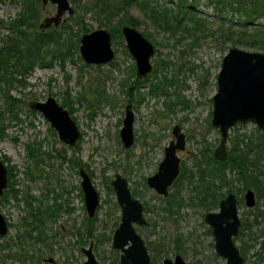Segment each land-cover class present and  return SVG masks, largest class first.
<instances>
[{
  "label": "rangeland",
  "instance_id": "rangeland-1",
  "mask_svg": "<svg viewBox=\"0 0 264 264\" xmlns=\"http://www.w3.org/2000/svg\"><path fill=\"white\" fill-rule=\"evenodd\" d=\"M159 1L172 6L177 2ZM186 1L193 12L205 20L201 28H195L192 21L183 18V26L191 27L189 31L185 27L168 30L151 22L137 5L129 6L128 12L139 20L137 29L155 47L151 57L152 71L140 81L137 80L134 58L129 54L123 37L119 41L112 40L115 56L105 64H86L79 54V39L71 50L72 54H65L63 60L55 57L45 66L36 65L31 73L24 76V84L14 82L8 87L9 95L20 99L15 106L17 119L12 118L0 92V112L3 113L0 117L3 123L0 126V160L12 168L11 176L8 175L9 186L15 191H9L17 192L16 197L10 193L0 200V212L9 224L7 232L0 235V264H82L86 257L81 248L88 247L90 242L99 264H120L121 251L111 245L121 215L110 184L116 173L126 178L131 194L143 205V215L149 226H134L147 246L150 264H162L164 258L173 259L176 254H180L186 264H225V258L215 251L211 228L204 221L206 211L201 206L190 204V196L194 193L187 182L182 181L179 188L172 184L166 197L146 184V178L156 171L163 158L165 146L175 139L171 132L175 124L185 134L184 149L176 151L180 166L193 167L195 154L201 158L202 149L208 144L213 151L220 139L210 119L216 76L232 42L230 37L222 35L243 30L242 18L229 7L217 11L208 0ZM21 4V0L0 1V18L4 22L0 24V38L11 33L7 25L21 13ZM71 5L75 13H65L57 26L64 38L80 26L75 16L81 10ZM39 7L37 25L56 12L55 4L47 3L45 7L40 4ZM114 20L116 17L108 20L95 17L91 12L83 15V22L90 31L108 30L107 26ZM62 24L67 27L62 28ZM75 38L72 37V41ZM237 47L250 50L241 45ZM47 59L50 60V56ZM164 76L176 79L175 85L165 83V94L159 91L152 93L151 83L158 84ZM48 96L54 97L61 105L64 100L73 101L70 116L80 131L74 145L61 142L49 121L28 106L30 101H43ZM177 97L186 102L178 101ZM128 103L134 116V140L125 148L119 132ZM255 128L252 123L230 128L227 150L235 134L256 133ZM29 143L40 144L42 162L37 164L35 158L28 155ZM60 148L66 150V157L79 158L86 164L87 168H84L91 172L99 203L90 218L96 216L93 230L100 241L89 238L85 233L84 220L89 216L83 194L80 195L79 167L69 160L62 162L58 155ZM261 164L260 169L264 171L263 162ZM241 186L242 182L234 180L230 191L235 194ZM245 191L238 201V214L248 226L238 232L233 241L243 256L241 264H264V250L261 249L264 241V196L255 194V205L247 207L243 198ZM56 193L59 198L55 200ZM174 193L176 196H170ZM28 195L36 199L32 201L33 209L26 205ZM177 196L182 197L183 204L179 208L172 205L173 212L170 213L168 204L177 200ZM54 202L60 204L57 216L47 218V212L42 211L44 222L40 226L30 215V210L37 215L38 208L46 210ZM145 202L151 210L145 209ZM216 210L218 206L210 211ZM24 221L36 223L37 228L30 230ZM26 229L28 233H25ZM15 251L20 256L8 255Z\"/></svg>",
  "mask_w": 264,
  "mask_h": 264
},
{
  "label": "water",
  "instance_id": "water-1",
  "mask_svg": "<svg viewBox=\"0 0 264 264\" xmlns=\"http://www.w3.org/2000/svg\"><path fill=\"white\" fill-rule=\"evenodd\" d=\"M41 6L47 3L55 4V15L45 17L39 24L41 30L54 25L57 27L62 16L73 14L74 8L70 0H40ZM121 35L129 54L134 58L136 72L139 77H145L152 69L151 57L155 47L137 28L122 25ZM79 54L87 64H105L112 61L115 52L112 48V37L109 30L99 28L83 33L80 37ZM216 92L212 97V115L210 123L216 127L220 139L214 148L213 157L218 161H226L228 157L227 139L230 128L237 124H255L264 132V52L246 50L237 46L230 47L224 54L221 67L216 77ZM28 106L40 112L53 128L61 142L72 146L78 140L80 131L70 116V112L58 103L54 97L45 100H32ZM134 121L131 104L125 106V114L120 128V139L125 148L134 140L132 124ZM174 140L164 148V156L157 170L146 178V184L156 193L166 196L168 188L180 171V159L177 150L185 146V135L180 126L175 124L171 130ZM7 167L0 160V194L7 186ZM84 205L89 217L95 214L99 203V194L91 177L83 169H79ZM120 207V222L115 228L111 245L119 249L120 264H149L150 256L142 237L136 232L134 224L149 225L143 216L142 203L134 198L129 190L125 177L116 173L110 182ZM247 207L255 205V193L248 188L243 195ZM204 221L210 226L214 237V248L218 255L225 258V264H241L243 256L236 247L233 236L239 230L241 220L238 214V201L233 192H228L218 204V210L204 214ZM7 231V223L0 212V235ZM86 259L82 264H99L96 260L92 243L82 247ZM162 264H186L180 254L174 258H164Z\"/></svg>",
  "mask_w": 264,
  "mask_h": 264
},
{
  "label": "trees",
  "instance_id": "trees-1",
  "mask_svg": "<svg viewBox=\"0 0 264 264\" xmlns=\"http://www.w3.org/2000/svg\"><path fill=\"white\" fill-rule=\"evenodd\" d=\"M70 1L74 6L80 8L81 13L75 16L78 20L77 22L80 23L78 30L74 33L70 31L68 37L64 38L58 27H51L45 30L39 28L37 21L40 17V0H21V13L7 25L11 33L7 34L4 38H0V92L4 96L7 109L12 113V118H18L15 106L20 103V99L9 95L8 87H11L14 82L20 85L24 84V76L31 73L36 65L45 66L55 57L63 60L65 54H72V48L76 47L79 43V34L90 31L83 22L84 14L91 12L95 17H105L108 20L116 17L114 23L107 26L114 41L121 40L120 29L122 25L127 24L135 28L139 25L138 18L128 12L131 4H135L141 8L143 13L150 18L151 22L168 30L185 27L189 31L191 27L183 26V18L192 21L196 25L194 26L195 28L204 26L205 21L193 12L186 0H177L173 6L168 5L166 2L161 3L159 0ZM208 2L213 4L217 11H222L226 7H229L242 18L243 30L231 31L222 35L224 38L225 36L230 37L229 39L232 40L230 47L241 45L250 50L264 52V0H208ZM3 23V20L0 18V24ZM61 27L66 28L67 26L66 24H62ZM68 28L72 29L71 27ZM231 36H235V38H231ZM72 37H76L75 41H72ZM48 56H50V60L47 59ZM137 80L140 81L142 79L137 77ZM176 81L172 77L167 78L164 76V80L158 84L151 83L152 93L159 91L165 94V83L172 86L175 85ZM140 95L142 98V94ZM177 99L180 102H186L179 97ZM62 104L71 114L73 101L64 100ZM30 111L34 112L33 110ZM2 116L3 113L0 112V117L2 118ZM0 126H3L2 122H0ZM254 132L256 133L235 134L231 139L228 157L223 162L213 158L211 145L204 146L201 158L195 154L193 167L181 165L180 173L173 182L174 186L179 188L181 182L185 180L190 186V191L194 193L190 196V204L201 206L206 212L218 206L219 201L230 192L234 180L242 182L240 191H235L238 201L240 200V196H242V191L248 188H253L257 197L264 196V171L260 169L261 162L264 165V132L259 131L257 128L254 129ZM65 151L64 148L58 150V155L62 162L69 160L76 167L87 168L86 164L76 156L71 158L66 157ZM73 151L74 153L77 152V150ZM27 152L30 157L35 158L37 164L43 161L40 144L37 146L32 143L27 144ZM45 154L49 153L46 152ZM5 160H8V158L5 157ZM9 170L11 171L12 168ZM39 170L43 171L41 168ZM87 171L91 174L89 170ZM226 187L227 190H224ZM9 190L13 189L9 188L5 193L6 196L11 193L13 197H16L17 192L12 193ZM172 195L176 196V193L170 194V196ZM176 199L173 202H169L168 212H173L172 205L179 208L183 204L182 197L177 196ZM32 201H36V199L34 196L28 195L26 203L30 209L34 208ZM145 209L151 210L147 202H145ZM55 210V207L48 206L46 210L38 208L36 211L37 215L32 210L29 213L34 217V220L40 223L43 221L42 211L47 212L46 216H52L56 214ZM95 221L96 216L94 218H85V233L89 238L100 241L94 234ZM247 226L245 220H242L239 233ZM36 228L37 224L35 223L30 230ZM78 233L79 237H81L79 231ZM261 249L262 251L264 250V241L262 242Z\"/></svg>",
  "mask_w": 264,
  "mask_h": 264
},
{
  "label": "flooded vegetation",
  "instance_id": "flooded-vegetation-1",
  "mask_svg": "<svg viewBox=\"0 0 264 264\" xmlns=\"http://www.w3.org/2000/svg\"><path fill=\"white\" fill-rule=\"evenodd\" d=\"M51 27H55L54 25H51V26H49V27H47V28H51ZM46 28V29H47ZM43 30H45V29H43ZM135 68H136V66H135ZM190 69H192V68H190ZM151 71H152V69H151ZM150 71V72H151ZM149 72V73H150ZM148 73V74H149ZM136 74H137V72H136ZM218 74V73H217ZM138 76V75H137ZM139 77V76H138ZM217 77V76H216ZM139 78H144V77H139ZM216 87H217V85H216ZM49 97V96H48ZM128 104H130V103H128ZM127 105V104H126ZM63 106V105H62ZM64 107V106H63ZM131 108H132V106H131ZM68 110V109H67ZM69 111V110H68ZM124 114H125V110H124ZM124 118V117H123ZM123 120V119H122ZM238 125V124H237ZM255 125V124H254ZM256 126V125H255ZM257 128V127H256ZM258 129V128H257ZM259 130V129H258ZM183 133V132H182ZM184 134V133H183ZM185 135V134H184ZM185 147V146H184ZM184 149V148H183ZM213 151H214V149H213ZM213 151H212V156H213ZM214 158V157H213ZM216 160V159H215ZM4 164H5V162H4ZM182 165V164H181ZM6 167H7V174L10 176V170H9V167L6 165ZM181 167V166H180ZM80 168H83L88 174H89V172L84 168V167H79V169ZM157 170V169H156ZM79 172V171H78ZM179 173H180V171H179ZM7 175V186H6V188L3 190V193L2 194H0V200H4L7 196H6V191L10 188V186H9V184H10V180H9V176ZM179 175V174H178ZM89 176H90V174H89ZM91 177V176H90ZM177 178V177H176ZM92 180V179H91ZM175 181V180H174ZM173 181V182H174ZM81 182V181H80ZM111 182V181H110ZM93 183V182H92ZM173 184V183H172ZM171 184V185H172ZM170 185V186H171ZM169 186V187H170ZM152 189V188H151ZM80 190H81V195L83 194V192H82V189H81V185H80ZM247 190V189H246ZM131 193V192H130ZM158 194V193H157ZM168 194H169V188H168ZM132 195V194H131ZM160 195V194H159ZM133 196V195H132ZM162 196V195H161ZM167 196V195H166ZM166 196H164V197H166ZM236 196V195H235ZM134 197V196H133ZM59 198V195H55V200L56 199H58ZM135 198V197H134ZM237 198V197H236ZM83 200H84V197H83ZM237 201H238V199H237ZM26 205H27V203H26ZM60 204L59 203H57V202H54L53 204H51L50 206L51 207H55L56 208V210H55V213L56 214H54V215H52V216H47V218H49V217H53V216H57V210H59V206ZM28 206V205H27ZM84 207H85V205H84ZM86 209V208H85ZM208 212V211H207ZM144 216V215H143ZM5 217V216H4ZM42 217H44V216H42ZM5 220H6V218H5ZM43 222L44 221H41L39 224H40V226H42V224H43ZM6 223H7V220H6ZM38 223V222H37ZM24 224L26 225V226H28V228H31V227H33V223L30 221V222H26V221H24ZM240 225H241V223H240ZM146 226H149V225H146ZM135 227V226H134ZM240 227V226H239ZM8 228H9V224L7 223V230H8ZM7 232V231H6ZM238 232H239V230H238ZM25 233H28V229H26L25 230ZM238 234V233H237ZM234 237V236H233ZM40 239H42V238H40ZM90 243H92V242H90ZM90 245V244H89ZM147 247V246H146ZM86 248V247H85ZM82 249V248H81ZM148 250V249H147ZM10 257H18V256H20V253L19 252H17V251H15V252H12V253H10V254H8ZM22 255V254H21ZM150 256V255H149ZM119 259H120V256H119ZM33 263V262H32ZM33 264H35V263H33ZM150 264V263H149Z\"/></svg>",
  "mask_w": 264,
  "mask_h": 264
}]
</instances>
